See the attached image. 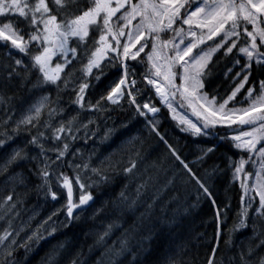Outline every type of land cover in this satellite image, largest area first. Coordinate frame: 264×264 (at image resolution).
<instances>
[{
    "label": "snow or ice",
    "instance_id": "6c2138e0",
    "mask_svg": "<svg viewBox=\"0 0 264 264\" xmlns=\"http://www.w3.org/2000/svg\"><path fill=\"white\" fill-rule=\"evenodd\" d=\"M207 41L213 42L207 44ZM0 42L3 47L14 48L29 58L28 64L15 57L12 63L16 67L5 64L6 78L0 90L6 89L13 78H19L22 86L38 92L15 119L16 109L11 107L13 97L0 95V149L8 146L0 156L3 161L0 171L9 173L6 182L11 188L0 198V220L7 221V226L0 230V249L3 250L0 264H15L13 253L16 250L27 251L30 244L39 242L45 233L56 232V221L44 228L43 233L40 229L61 208L65 216L63 226L78 220L94 200L93 185L110 179L105 168L111 165H105L103 160L93 165L91 156L79 163L65 159L75 158L80 152L79 148L72 147L77 139L75 133L93 123L92 119L87 124L77 122L80 111L103 113L109 110V105L120 106L122 100H127L140 116L156 114L160 111L156 105L137 100L142 88L148 86L155 90L174 118L185 125L184 131L195 136H217L246 154L232 163V178L239 181L242 190V207L237 210L232 226L225 229L223 243L231 252L233 232L250 227L249 241L243 248L237 246V251L227 257V264H264V254H256L257 249L264 247V79L249 82L254 64L258 70H264V0H0ZM221 48L222 56L233 54V66L240 67L232 76L234 86L218 98L217 94L210 95L205 90V80L211 75L208 65L212 55ZM11 55L9 51L8 56ZM54 57L57 58L55 63ZM113 68L116 78L105 86L95 102L86 99L90 83L100 82L106 71ZM32 69L36 72L34 78ZM77 72L79 76L75 75ZM228 72H232V68L227 69L226 76ZM138 77L141 87H137ZM242 89V99L235 101ZM51 90L56 92L55 100ZM62 91L69 92L73 97L71 104L77 106L66 117V106L59 103ZM177 98L178 107L185 104L190 107L197 117L196 122L183 114L177 116L174 106ZM230 101L235 102L229 106ZM57 116L60 119L54 123ZM147 123L164 141L180 170L211 197L203 180L157 130L155 118L148 119ZM113 132L114 129L106 128L102 139ZM21 134H27L23 146L10 143ZM214 147H209L202 155L212 152ZM134 155L138 156L139 151ZM31 161H36L35 175L39 179L31 190L43 191L52 201H61V206L35 230L19 239L28 225L13 229L12 220L19 216L17 205L23 204L29 189L24 174L9 172V169ZM249 162L251 170H245ZM65 166L72 168V175L61 170ZM134 169L136 160L130 158L122 171L132 175ZM81 173L87 175L82 178ZM93 176L98 179L94 180ZM145 184L136 185V197L129 202V208L137 205ZM17 185L24 186L23 193L16 191ZM120 195L128 200L123 191ZM154 199L145 202L142 216L153 215ZM212 203L216 201L213 199ZM254 203H257L255 208ZM223 209L215 210L218 222L227 216L230 205L225 204ZM111 228L109 224L108 229ZM107 235L108 230H105L98 239L103 240ZM216 240L206 264H225L223 256L217 257L219 232ZM58 254V250H54L49 259L54 260ZM114 254L127 256V264H138V250L134 251L127 239L120 241ZM71 264L77 261L73 259ZM163 264H185V261L173 255L166 257Z\"/></svg>",
    "mask_w": 264,
    "mask_h": 264
},
{
    "label": "trees",
    "instance_id": "16d2710c",
    "mask_svg": "<svg viewBox=\"0 0 264 264\" xmlns=\"http://www.w3.org/2000/svg\"><path fill=\"white\" fill-rule=\"evenodd\" d=\"M2 43L0 42V84L5 82V64L16 67L12 63L13 57L23 59L25 64L29 63L28 56L14 48H5ZM9 51L12 53L11 56H8ZM222 52L223 48L213 56L208 65L212 70L211 75L205 80V90L210 95L217 94L218 98L226 95L234 86L232 76L240 67L233 66V54L222 56ZM243 62L241 59V64ZM228 68H232V72H228L226 76ZM107 72L116 74V69L113 68ZM32 73L34 78L35 69H32ZM109 78L102 80V83L99 82L98 88L104 85V89ZM259 79H264V70H258L254 64L249 82ZM247 86L246 84L245 87ZM142 89L145 93L141 92L137 100L150 101L160 109L156 117L158 119L155 120L157 130L203 180L212 196L208 197L195 181L188 179L180 170L178 162L175 161L164 141L148 129V137L140 141L139 155H135L134 174L128 175L122 171L127 165L119 166L118 170L107 171L110 179L92 190L96 201L92 209L86 213L89 217L85 220L79 218L67 227L62 226L52 235L39 240L36 245L30 244L27 251L19 248L13 253L15 264H71L73 259L77 261V264H127V256L120 257L114 254L123 239L128 240L134 251L138 250V264H163L166 257L173 255H178L185 264H206L211 249L217 243V232H219L220 243L217 257L223 256L227 264V257L237 251V246L243 248L247 244L252 231L250 227L233 232L231 252L223 243L225 229L232 226L237 210L242 207L240 201L242 190L239 182L232 178V163L244 153L217 136H195L189 131H184V127L177 123L171 112L162 107L153 88ZM55 94L52 92L53 98H56ZM0 95L13 97L11 107L16 109L15 119L20 115L21 108L38 96V92L30 90L27 85L22 86L19 78H13L6 89L0 90ZM124 109L125 111L114 110L107 113L117 123L109 125L114 132L107 139H102L101 146L104 152L118 147L135 132L140 131L142 134L146 132L145 128H149L128 102ZM120 125L122 127L118 129ZM104 132L105 130H102L100 134L103 135ZM122 133L125 135L123 136ZM220 134L223 135V132ZM213 145L215 147L212 152L202 155ZM198 157L202 158L198 159ZM23 170L28 174L26 182L29 192L23 204L17 205L19 216L12 220L13 229L19 228L32 211L40 209L46 199L43 191L37 193L31 190L35 184L39 183L38 177L27 168H22ZM66 172L71 175L69 171ZM7 174L8 172H3L2 176L0 175V186L5 185L1 180ZM170 180L171 183H169ZM143 182H146L145 188L141 190L142 195L137 205L129 208V202L136 197L134 191L136 185ZM10 190L9 187L0 191V198H3ZM24 190V186L17 185L18 193H23ZM122 191L128 200L121 197ZM153 198H155L153 215L142 216L145 212V202L152 201ZM213 199L216 201L215 204L212 203ZM257 203L253 204V208L257 206ZM225 204L230 205V210L227 216L218 222L215 219V210L219 207L223 211ZM96 209H100L99 213L90 217L91 212H97ZM249 215L251 216V209ZM109 224L112 225L111 229H108ZM6 226L7 221L0 220V230ZM105 230H108V235L103 240H99L98 237ZM61 244L62 248L59 247ZM54 250H58L59 254L54 260H50L49 257ZM256 254H264V247L257 249ZM2 256L3 250L0 249V258Z\"/></svg>",
    "mask_w": 264,
    "mask_h": 264
},
{
    "label": "rangeland",
    "instance_id": "374dc122",
    "mask_svg": "<svg viewBox=\"0 0 264 264\" xmlns=\"http://www.w3.org/2000/svg\"><path fill=\"white\" fill-rule=\"evenodd\" d=\"M185 27H187V26H185ZM214 39H218V38H214ZM212 42L213 41H207L206 43L207 44H212ZM201 47H204V45H201ZM217 52H215L212 55V58ZM56 59H57L56 57L53 58V63H55ZM65 71H66V69H65ZM79 75H80V73H78V76ZM89 79H91V78H89ZM144 83L146 84V82H144ZM93 84H95V86L97 85L96 82L90 83L89 89L86 90V93H87L86 99L91 98V100L93 102H95V100L98 98V94L95 93V89L93 87ZM137 87H141V83H140L139 79H138ZM242 91H243V89L241 90V93H242ZM51 92L55 93L54 90H51ZM141 92L145 93V90L142 89ZM62 93H63V95L61 96V99H60L59 103H61V104L66 106L65 112H64V116L66 117L77 106L74 105V104H71L70 101H71V98H73V97L70 96L69 92L62 91ZM238 95H240V93L237 94V97H238ZM240 96H241V98H240V100H241L242 99V95H240ZM236 98H235V100H236ZM52 99H53V97H52ZM55 99H53V100H55ZM234 102L235 101H230L229 102V106H231ZM126 103H127V101L122 100L120 106L109 105V110H107V111H105L103 113H97V112L89 111V110H81L80 111V115L77 118V122L84 121L87 124V121L89 119H92L93 123L87 124V128L81 127L79 132L75 133L76 136H77V139L72 142V147L73 148H79L80 152H78L76 154L75 158L66 157L65 159H71L73 163H79L82 160H86L89 156H91V163L93 165H98L100 163V161H102V160L104 161L105 165H111V167L105 168L106 172L107 171L109 172V170L110 171L111 170H118V169H120L119 166L121 164L127 165L130 158L134 159V153H135L136 150L139 149L140 141L143 140L145 137H148V133H149L148 132V128H146V132L145 133H142L140 135H138L140 133V131L139 132H135L134 134H132L130 136V138H128L124 142H121V146L120 147H118V148L117 147H115V148L113 147V149L109 150L108 152H104V150H102V146H101V143L103 142L101 136H103V135L100 134V131L105 130L106 128H110L109 125L112 126L111 123H113V124L117 123V121H115L114 119H111L110 118L111 116H108L107 113H110V112H112L114 110L125 111L124 108H125ZM178 103H179V100L177 98V100L174 101V106L177 107V116L179 114H183L188 119L192 120L193 122H196L197 121V117L192 112L191 108L188 107L186 104L182 108L178 107ZM46 112H47V109H45V113ZM147 115H150L151 117H153V116L156 117L157 113L156 114L148 113ZM172 115L174 117L173 113H172ZM45 118H46V115H45ZM59 119H60V117L57 116V117L54 118L53 122L55 123V121L59 120ZM175 120L177 121V123L180 126L185 127V125H182L179 122L178 118H175ZM95 126L97 127V129H96ZM93 133H95V134L93 135ZM122 135L124 136L125 134L122 133ZM140 137H141V139H140ZM26 139H27V134H21L19 137L16 138V140H14V141H12L10 143H14V144L23 146V144L26 141ZM129 140L132 141L131 144L127 143ZM136 142H138V143H136ZM134 143H136V144H134ZM7 147L8 146H6L5 149H0V156H3V154L6 151ZM49 155H53V154L49 153ZM244 155L246 156L245 153H244ZM105 157H110V159H105ZM2 163H3V161L0 160V164H2ZM249 165H251L250 162L245 165V170L248 169ZM22 168L29 169L35 175L36 161H31V162L22 164V165H20V167L11 168L9 172H11V171H19V172H22L24 174L25 178H27L28 174H26V171H24V170L22 171ZM61 170L64 171V172L69 171L71 173V175L73 174V170L70 167L65 166ZM250 170H251V168H250ZM108 172H107V175H108ZM2 173H3V171H0V175L1 176H2ZM8 175H9V173L7 175L3 176L4 180L2 179L1 182L3 181V183H5V185H1L0 186V191H3V190H5V189L10 187V184L6 182V178H7ZM86 175H87V173H81L82 178L84 176H86ZM93 179L94 180L98 179V177L97 176H93ZM235 181L239 182L238 180H235ZM249 182H251V178H249ZM100 184L93 185V187L91 188V191L95 190ZM54 190H55V185H54ZM60 206H61V201H59V200L58 201H52L50 198L46 197V199L43 202L42 207L40 209L32 211L28 215L26 220L23 222V224H27L28 227H26L24 229V231H22L20 233L19 239H23L26 234H28L32 230H35L37 228V226L41 224L42 221L46 220V218L56 208H59ZM98 213H99V211L98 212H91L90 217L93 214H98ZM88 217L89 216H86V213H83L80 218H83L85 220ZM64 219H65L64 211L61 208V211L58 212L55 216H53L52 220L47 221V223L44 224L43 228H41L40 231L43 233L44 232V228H47L50 224H52L53 221H56L55 227H56V230H57V229H59V228H61L63 226ZM48 236H50V235H48L46 233L44 234V238H46ZM37 243H39V242H33V244H35V245Z\"/></svg>",
    "mask_w": 264,
    "mask_h": 264
},
{
    "label": "water",
    "instance_id": "95a60500",
    "mask_svg": "<svg viewBox=\"0 0 264 264\" xmlns=\"http://www.w3.org/2000/svg\"><path fill=\"white\" fill-rule=\"evenodd\" d=\"M93 201L90 202L89 206L92 205Z\"/></svg>",
    "mask_w": 264,
    "mask_h": 264
},
{
    "label": "bare ground",
    "instance_id": "6f19581e",
    "mask_svg": "<svg viewBox=\"0 0 264 264\" xmlns=\"http://www.w3.org/2000/svg\"><path fill=\"white\" fill-rule=\"evenodd\" d=\"M117 113V112H116ZM159 241V240H158ZM166 241V240H165ZM160 242V241H159ZM156 244V243H155ZM157 245V244H156ZM161 247V246H160ZM157 249V248H156Z\"/></svg>",
    "mask_w": 264,
    "mask_h": 264
}]
</instances>
